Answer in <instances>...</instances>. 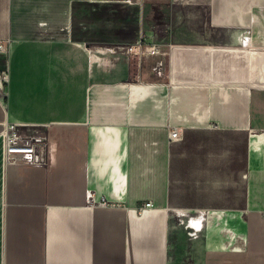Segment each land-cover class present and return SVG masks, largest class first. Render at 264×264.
Instances as JSON below:
<instances>
[{
	"label": "crops",
	"instance_id": "0c3cea01",
	"mask_svg": "<svg viewBox=\"0 0 264 264\" xmlns=\"http://www.w3.org/2000/svg\"><path fill=\"white\" fill-rule=\"evenodd\" d=\"M0 40V264H264V0H0Z\"/></svg>",
	"mask_w": 264,
	"mask_h": 264
},
{
	"label": "built area",
	"instance_id": "2783aa9c",
	"mask_svg": "<svg viewBox=\"0 0 264 264\" xmlns=\"http://www.w3.org/2000/svg\"><path fill=\"white\" fill-rule=\"evenodd\" d=\"M9 43L0 40V53L8 52ZM129 58H137L139 61L144 57L157 56L163 53L161 46L157 43H149L143 39L127 45ZM8 80V71H0V86L5 88ZM6 90L1 91L5 95ZM3 141V162L5 165L11 164H34L38 161V151L46 144V135L37 129L24 128L16 122H6L1 131ZM169 140L177 141L182 139V133L178 129L169 132ZM154 208L152 201L142 203L138 211L145 212ZM191 216L190 218H192Z\"/></svg>",
	"mask_w": 264,
	"mask_h": 264
},
{
	"label": "rangeland",
	"instance_id": "374dc122",
	"mask_svg": "<svg viewBox=\"0 0 264 264\" xmlns=\"http://www.w3.org/2000/svg\"><path fill=\"white\" fill-rule=\"evenodd\" d=\"M134 43V42H133ZM132 44V43H131ZM145 58V57H144ZM132 61H133V63H137V62H139V60L137 59V58H133L132 59Z\"/></svg>",
	"mask_w": 264,
	"mask_h": 264
}]
</instances>
